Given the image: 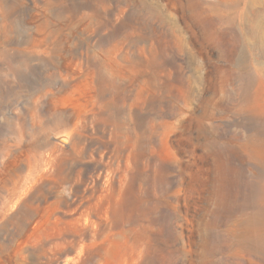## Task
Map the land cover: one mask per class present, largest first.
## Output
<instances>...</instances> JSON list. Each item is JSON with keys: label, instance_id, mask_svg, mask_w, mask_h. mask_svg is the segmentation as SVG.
<instances>
[{"label": "rangeland", "instance_id": "374dc122", "mask_svg": "<svg viewBox=\"0 0 264 264\" xmlns=\"http://www.w3.org/2000/svg\"><path fill=\"white\" fill-rule=\"evenodd\" d=\"M0 264H264V0H0Z\"/></svg>", "mask_w": 264, "mask_h": 264}]
</instances>
